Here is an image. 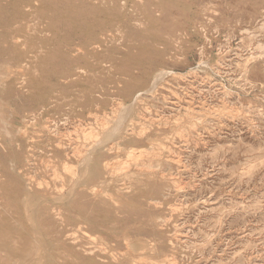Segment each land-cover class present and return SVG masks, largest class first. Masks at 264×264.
Returning <instances> with one entry per match:
<instances>
[{"label":"rangeland","instance_id":"obj_1","mask_svg":"<svg viewBox=\"0 0 264 264\" xmlns=\"http://www.w3.org/2000/svg\"><path fill=\"white\" fill-rule=\"evenodd\" d=\"M33 224L60 263L264 264V0H0V233Z\"/></svg>","mask_w":264,"mask_h":264},{"label":"bare ground","instance_id":"obj_2","mask_svg":"<svg viewBox=\"0 0 264 264\" xmlns=\"http://www.w3.org/2000/svg\"><path fill=\"white\" fill-rule=\"evenodd\" d=\"M96 45V44H95ZM166 72L164 71H159L158 74H156V78L158 76L161 75V77L163 76L162 74H164ZM155 79V78H154ZM159 78H157L158 80ZM154 81V80H153ZM156 81H154L155 83ZM156 85V84H155ZM150 93V92H149ZM148 93V94H149ZM122 106V105H121ZM115 120L113 121V125L110 127L111 129L107 130L110 133H120V131L123 128V120H124V115L123 113H119L116 118H114ZM129 120V118H128ZM127 120V122H128ZM132 120V119H131ZM130 120V121H131ZM133 122V121H132ZM135 122V121H134ZM133 124V123H132ZM55 125V124H54ZM129 125V124H127ZM143 126V125H142ZM130 128V127H129ZM124 131V130H123ZM128 131V129H127ZM130 131V130H129ZM103 133V132H102ZM128 133V132H127ZM90 134V133H89ZM113 136V135H112ZM119 137V136H118ZM116 138V137H115ZM107 139V138H106ZM32 140V139H31ZM95 146L90 149L87 153H92L94 151H97L98 147H100V142L98 141V143L96 142V144H94ZM105 148V147H104ZM120 148V147H119ZM85 155V154H84ZM157 155V154H156ZM82 156V155H81ZM92 157V155H90ZM89 156V157H90ZM88 157V156H87ZM86 158L85 156L83 157L82 161V166L81 168V173L85 176V178H92L93 176H95L97 173V166H96V161L94 159H90V158ZM15 158V157H14ZM90 159V160H89ZM97 160V159H96ZM125 160V159H124ZM122 162V160H121ZM99 163V162H98ZM81 164V163H80ZM103 165V164H102ZM120 165V164H119ZM122 166V165H121ZM112 167V166H111ZM100 169V168H99ZM102 170V168H101ZM90 171V172H89ZM89 172V174L87 175L86 173ZM131 172V171H130ZM109 173V172H108ZM107 173V174H108ZM117 173V172H116ZM101 174V173H100ZM99 174V175H100ZM110 175V174H109ZM108 175V176H109ZM101 176V175H100ZM105 176V175H104ZM107 177V176H106ZM122 177V175H121ZM110 179V177H109ZM106 180V178L104 179ZM101 188V187H100ZM27 189V188H26ZM28 190V189H27ZM72 193V192H71ZM23 198H27L28 200H30L31 202L33 201L35 204H38V206H43L42 202L40 201V196H38L35 192H29L26 191L23 195ZM22 199V198H21ZM44 199V198H43ZM55 200V199H53ZM57 200V199H56ZM55 200V201H56ZM61 200V198L59 199ZM68 200V199H67ZM24 201V200H23ZM44 201V200H43ZM46 201V200H45ZM21 202V201H20ZM27 202V200H26ZM48 202V201H47ZM21 204V203H20ZM62 204V203H61ZM19 205V204H18ZM20 207V206H19ZM25 208V207H24ZM30 208V207H29ZM29 214V213H27ZM31 214V213H30ZM31 216V215H30ZM32 217V216H31ZM28 218V217H27ZM31 219V218H30ZM29 219V221H31ZM2 220V219H1ZM84 220H86L84 218ZM4 221V220H3ZM2 221V222H3ZM7 221V220H5ZM29 223V222H28ZM34 222H30L29 224H32ZM21 224V223H20ZM37 225V224H36ZM36 225H28V226H24V230H25V236H26V242L23 244L22 247H16L14 245H12L11 243V238H12V234H13V228L10 227V225H6L5 230L0 233V252H2V256L0 257V261L3 262V264H11V260L13 259V257H16L17 262L15 264H46L47 261L49 262V264H71L70 261L65 260L63 263L58 262V257L59 254L56 252H52V249L54 247H56V245L54 244L53 241L55 240H59V236H61L59 234V231L56 230V236L58 237V239L56 238L55 240L52 239H46L45 236L43 235V233L40 231V229L38 228V226ZM21 228V227H20ZM19 229V228H18ZM20 230V229H19ZM24 239V238H23ZM14 241V240H13ZM15 243V242H14ZM60 246V245H59ZM70 247V246H69ZM66 254V253H65ZM67 255V254H66ZM68 256V255H67ZM82 258V257H80ZM88 259V258H87ZM47 260V261H46ZM74 261V260H73ZM86 261V260H85ZM14 262V261H13ZM87 262V261H86ZM88 262H90L88 260ZM75 263V262H74ZM94 264V263H93Z\"/></svg>","mask_w":264,"mask_h":264}]
</instances>
